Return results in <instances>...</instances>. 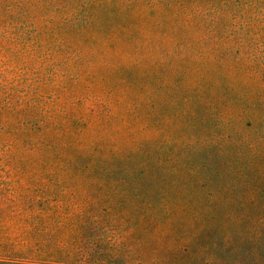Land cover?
Returning <instances> with one entry per match:
<instances>
[{
	"label": "clouds",
	"instance_id": "9594fccd",
	"mask_svg": "<svg viewBox=\"0 0 264 264\" xmlns=\"http://www.w3.org/2000/svg\"><path fill=\"white\" fill-rule=\"evenodd\" d=\"M0 264H264V0H0Z\"/></svg>",
	"mask_w": 264,
	"mask_h": 264
}]
</instances>
